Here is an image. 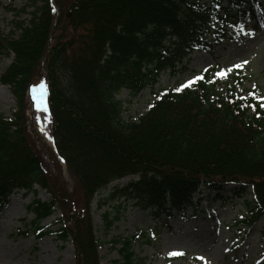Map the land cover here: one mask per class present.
I'll list each match as a JSON object with an SVG mask.
<instances>
[{
  "label": "trees",
  "instance_id": "1",
  "mask_svg": "<svg viewBox=\"0 0 264 264\" xmlns=\"http://www.w3.org/2000/svg\"><path fill=\"white\" fill-rule=\"evenodd\" d=\"M33 2L29 22H15L17 33L0 32V54L13 55L1 83L17 103L12 118L0 115V209L17 190L49 188L27 116L28 92L43 83L52 139L81 187L83 207L66 195L37 201L32 229L51 234L40 225L60 210L54 235L71 240L76 264H101L92 215L102 193L98 209L135 202L171 220L195 207L202 190L220 195L236 184L252 195L237 225L247 231L264 219V109L253 97L224 96L206 71L194 87L158 93L137 121L124 120L118 99L177 74L197 51L214 54L223 42L241 41L255 20L263 22L264 0ZM130 176L138 179L109 189ZM103 217L114 223L109 212ZM132 241L121 243L117 264L136 263Z\"/></svg>",
  "mask_w": 264,
  "mask_h": 264
},
{
  "label": "rangeland",
  "instance_id": "2",
  "mask_svg": "<svg viewBox=\"0 0 264 264\" xmlns=\"http://www.w3.org/2000/svg\"><path fill=\"white\" fill-rule=\"evenodd\" d=\"M33 1L0 0V32L17 33L16 21L29 22L35 11ZM12 61L13 55L0 54V115L8 118H12L17 103L11 88L3 85L1 78ZM178 69L175 75L169 71L162 74L154 87L146 88L136 97L128 90L122 91L118 99L123 103L124 120H139L149 111L156 95L165 89H177L189 81H194L190 86L194 87L205 71H211L210 79L218 82L224 96L233 93L244 101L253 97L256 102L264 103L261 99L264 98V22H254L243 40L223 42L214 54L195 52ZM28 100L30 144L43 159L49 188L36 187L33 193L17 190L0 209V264H76L71 240L64 243L54 235L60 228L55 225L61 217L60 210L40 225L51 234L37 236L32 229L35 215L31 206L37 201L49 202L53 197L66 195L69 204L80 209L83 199L81 187L58 156L53 142L45 88H31ZM44 134H48L50 142H43ZM137 179L136 176L124 178L112 183L109 189ZM249 192L245 194L241 185L236 184L228 185L220 195L202 190L196 195L195 207H190L184 215L174 214L171 220L151 209L141 210L135 202L122 204L118 210L110 205L98 209L102 195L107 197L106 193L99 194L92 219L96 237L102 244L101 264L121 261V243L129 240H133L132 249L139 261L135 264H264V219L247 231L237 225L247 212L245 200L252 199ZM105 212L110 214L109 221L114 222L111 226L103 217ZM173 252L183 255H170Z\"/></svg>",
  "mask_w": 264,
  "mask_h": 264
},
{
  "label": "snow or ice",
  "instance_id": "3",
  "mask_svg": "<svg viewBox=\"0 0 264 264\" xmlns=\"http://www.w3.org/2000/svg\"><path fill=\"white\" fill-rule=\"evenodd\" d=\"M239 67V65L237 66ZM223 75V74H222ZM202 79V77H201ZM194 83V81H189L186 85H181L179 88L175 89L176 91H180L182 88L184 87H190L192 84ZM249 95H254L253 93H249ZM261 99H264V98H261ZM260 107L261 108H264V103L260 104ZM170 255H173V256H178V255H183V253H178V252H173V253H170Z\"/></svg>",
  "mask_w": 264,
  "mask_h": 264
},
{
  "label": "bare ground",
  "instance_id": "4",
  "mask_svg": "<svg viewBox=\"0 0 264 264\" xmlns=\"http://www.w3.org/2000/svg\"><path fill=\"white\" fill-rule=\"evenodd\" d=\"M42 137H44L42 140H43V142L44 143H48V142H50V140H49V138H48V134H44Z\"/></svg>",
  "mask_w": 264,
  "mask_h": 264
}]
</instances>
